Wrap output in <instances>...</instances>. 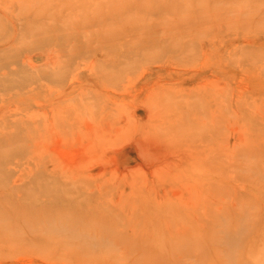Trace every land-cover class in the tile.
I'll return each mask as SVG.
<instances>
[{
	"label": "rangeland",
	"instance_id": "obj_1",
	"mask_svg": "<svg viewBox=\"0 0 264 264\" xmlns=\"http://www.w3.org/2000/svg\"><path fill=\"white\" fill-rule=\"evenodd\" d=\"M0 7V264H264V0Z\"/></svg>",
	"mask_w": 264,
	"mask_h": 264
},
{
	"label": "bare ground",
	"instance_id": "obj_2",
	"mask_svg": "<svg viewBox=\"0 0 264 264\" xmlns=\"http://www.w3.org/2000/svg\"><path fill=\"white\" fill-rule=\"evenodd\" d=\"M8 1H9V0H8ZM35 1H36V0H35ZM11 3H13V2H11ZM96 3H97V2H96ZM7 4H8V3H7ZM32 5H33V4H32ZM35 6H36V5H35ZM1 7H2V6H1ZM1 7H0V8H1ZM24 7H25V6H24ZM3 9H4V8H3ZM23 9H24V8H23ZM28 9H29V8H28ZM37 9H38V8H37ZM81 9H82V8H81ZM81 9H80V10H81ZM106 9H107V8H106ZM78 10H79V9H78ZM30 11H31V10H30ZM36 11H37V10H36ZM54 11H55V10H54ZM31 12H32V11H31ZM45 12H46V11H45ZM45 12H44V13H45ZM77 12H78V11H77ZM27 13H28V12H27ZM32 13H34V12H32ZM32 13H31V15H34V14H32ZM47 14H48V13H47ZM55 14H56V13H55ZM24 15H25V14H24ZM31 15H30V16H31ZM40 15H41V14H40ZM48 15H49V14H48ZM73 15H74V14H73ZM17 16H18V15H17ZM55 16H56V15H55ZM59 16H61V15H59ZM20 17H21V16H20ZM22 17H23V16H22ZM24 17H26V16H24ZM43 17H45V16L43 15ZM43 17H42V18H43ZM17 18H18V17H17ZM31 18H32V17H31ZM59 18H60V17H59ZM64 18H65V17H64ZM28 19H29V17H28ZM36 19H38L37 16H36ZM51 19H52V18H51ZM56 19H57V18H56ZM29 20H30V19H29ZM33 20H34V19H33ZM43 20H44V19H43ZM64 20H65V19H64ZM60 21H61V20H60ZM43 22H44V21H43ZM52 22H53V21H52ZM56 22H57V21H56ZM81 22H82V20H81ZM86 22H87V21H86ZM31 23H32V22H31ZM64 23H65V22H64ZM26 24H28V23H26ZM36 24H38V23H36ZM78 24H79V23H78ZM82 24H83V23H82ZM29 25H30V24H29ZM33 25H34V24H33ZM50 25H51V24H50ZM55 25H56V24H55ZM27 26H28V25H27ZM56 26H57V25H56ZM56 26H55V27H56ZM78 26H79V25H78ZM59 27H61V26H59ZM74 27H75V26H74ZM76 27H77V26H76ZM78 28H79V27H78ZM80 28H81V27H80ZM61 29H62V28H61ZM47 30H48V29H47ZM67 30H68V29H67ZM77 31H78V30H77ZM70 32H71V31H70ZM79 32H80V31H79ZM81 32H82V31H81ZM29 34H30V33H29ZM37 34H38V33H37ZM83 36H84V35H83ZM32 38H33V36H32ZM34 38H35V37H34ZM48 38H49V37H48ZM85 38H86V37H85ZM51 39H52V38H51ZM31 41H32V40H31ZM31 41H30V42H31ZM72 41H73V40H72ZM35 42H37V41H35ZM81 42H82V41H81ZM24 44H25V43H24ZM54 44H55V43H54ZM41 45H42V44H41ZM94 45H95V44H94ZM48 46H49V45H48ZM41 47H42V46H41ZM53 47H54V46H53ZM82 48H83V47H82ZM92 48H93V47H92ZM47 49H48V48H47ZM51 49H52V48H51ZM51 49H49V51H47V52H50ZM56 49H57V48H56ZM72 49H73V48H72ZM84 49H85V48H84ZM80 51H82V50H80ZM42 52H43V51H42ZM68 52H69V51H68ZM82 52H83V51H82ZM99 52H100V51H99ZM53 53L55 54L56 52H54V50H53V51L51 52V55H52ZM77 53H78V52H77ZM54 54H53V55H54ZM84 54H85V53H84ZM90 54H91V53H90ZM93 54L95 55V53H93ZM93 54H92V55H93ZM92 55H91V56H92ZM28 56H29V55H28ZM47 56H48V55H47ZM77 57H78V56H77ZM86 58H87V57H86ZM53 59H54V58H53ZM53 61H54V60H53ZM55 62H56V61H55ZM29 63H30V62H29ZM50 63H51V62H50ZM52 63H53V62H52ZM54 64H55V63H54ZM34 67H35V66H34ZM50 67H51V66H50ZM35 68H36V67H35ZM74 71H75V70H74ZM14 73H15V72H14ZM0 74H1V73H0ZM71 74H72V73H71ZM52 76H53V75H52ZM5 77H6V74H5ZM61 77H62V76H61ZM72 77H73V76H72ZM63 78H64V77H63ZM70 78H71V77H70ZM57 79H58V78H57ZM71 80H72V79H71ZM3 86H4V85H3ZM64 101H65V100H64ZM67 102H68V101H67ZM114 104H115V103H114ZM150 104H151V103H150ZM151 105H152V104H151ZM52 110H53V109H52ZM61 110H62V109H61ZM56 111H57V110H56ZM51 112H52V111H51ZM116 113H117V112H116ZM63 115H64V114H63ZM117 115H118V114H117ZM130 115H131V114H130ZM50 118H51V117H50ZM107 120H108V119H107ZM52 122H53V121H52ZM109 122H110V120H109ZM43 123H44V122H43ZM109 125H110V124H109ZM47 126H49V125H47ZM107 126H108V125H107ZM58 129H59V128H58ZM58 129H57V130H58ZM51 130H52V129H51ZM53 130H54V129H53ZM51 132H52V131H51ZM47 133H48V132H47ZM103 134H104V133H103ZM94 136H95V134H94ZM196 136H197V135H196ZM198 136H199V135H198ZM105 138H106V137H105ZM33 139H34V138H33ZM33 139H32V140H33ZM191 140H192V139H191ZM41 158H42V156H41ZM30 160H32V159H30ZM42 160H43V159H42ZM35 161H36V160H35ZM35 163H36V162H35ZM241 164H242V163H241ZM27 173H28V172H27ZM70 197H71V196H70ZM78 198H80V197H78ZM67 204H68V203H67ZM81 207H82V206H81ZM72 208H73V207H72ZM87 208H88V207H87ZM90 209H91V208H90ZM74 211H75V210H74ZM70 212H71V211H70ZM47 213H48V212H47ZM51 213H52V212H51ZM91 213H92V212H91ZM35 214H36V213H35ZM79 215H80V214H79ZM10 216H11V215H9L8 217H10ZM105 216H106V215H105ZM83 217H84V216H83ZM43 218H44V217H43ZM45 218H46V217H45ZM45 218H44L43 220H45ZM92 218H93V217H92ZM24 219H25V218H24ZM11 220H12V219H11ZM11 220H9V221H11ZM43 220H42V221H43ZM81 220H82V219H81ZM90 220H91V219H90ZM0 221H2V220H0ZM60 221H62V220H60ZM79 221H80V220H79ZM22 222H23V221H22ZM43 222H44V221H43ZM81 222H82V221H81ZM81 222H80V223H81ZM35 223H36V222H35ZM44 223H45V222H44ZM47 223H48V222H47ZM11 224H12V223H11ZM26 224H27V222H26ZM63 224H64V223H63ZM42 225H44V224H42ZM69 225H70V223L68 224V227H69ZM3 226H5V225L3 224ZM28 226H29V225H27V227H28ZM64 226H65V225H64ZM15 227H16V226H15ZM62 227H63V226H62ZM242 227H243V226H242ZM44 228H45V226H44ZM48 228H49V227H48ZM69 228H72V227H69ZM3 229H4V228H3L2 225H1V227H0V239H2V238H1V237L3 236L2 233H4V235L6 234V233L4 232L5 230H3ZM5 229H6V228H5ZM9 229H10V228H9ZM9 229H8V230H9ZM11 229H12V228H11ZM11 229H10V230H11ZM29 229L31 230L32 228L29 227ZM51 229H52V228H51ZM51 229H49V230H51ZM61 229L63 230V228H61ZM16 230H17V229H15V231H14L15 233H16ZM40 230L42 231V228H40ZM45 230H47V229H45ZM52 230H53V229H52ZM62 230H61V232H62ZM65 230H66V229H65ZM65 230H63V231H65ZM67 230H68V229H67ZM91 230H92V229H91ZM19 231H20V230H19ZM38 231H39V230H38ZM94 231H95V230H94ZM96 231H98V230H96ZM8 232L10 233V231H8ZM30 232H32V231H30ZM30 232H29V233H30ZM33 232H34V231H33ZM65 232H66V231H65ZM73 232L75 233V232H77V231H73ZM89 232H90V231H89ZM11 233H12V232H11ZM15 233H12L13 236H14ZM25 233H26V232H25ZM39 233H41V232H38V235H40ZM42 233H43V232H42ZM48 233H49V231H48ZM50 233H51V232H50ZM78 233H79V232H78ZM95 233H96V232H95ZM95 233H94V234H95ZM12 234H11V235H12ZM17 234H18V233H16L15 235L17 236ZM20 234H21V233H20ZM23 234H24V233H23ZM31 234H32V233H30V235H31ZM46 234H47V233H46ZM51 234H52V233H51ZM64 234H65V233H64ZM66 234H67V233H66ZM83 234H84V233H83ZM116 234H117V233H116ZM238 234H239V233H238ZM11 235L9 234V238L7 237V238H8L7 240H11V239H10L11 237L15 239V237H13V236H11ZM41 235H43V234H41ZM75 235H76V234H75ZM85 235H86V234H85ZM95 235H96V234H95ZM6 236H7V235H6ZM67 236H68V235H67ZM78 236H80V235H78ZM78 236H77V237H78ZM116 236H117V235H116ZM235 236H236V235H235ZM3 237H4V236H3ZM18 237H19V236H18ZM23 237H24V235H23ZM47 237H48V236H46V238H47ZM83 237H84V236H83ZM83 237H82V238H83ZM89 237H90V236H89ZM117 237H118V236H117ZM26 238H27V237H26ZM30 238H31V237H30ZM48 238H49V237H48ZM50 238H51V237H50ZM64 238H65V237H64ZM64 238H63V239H64ZM66 238H68V237H66ZM80 238H81V236H80ZM80 238H79L78 240H80ZM118 238H119V237H118ZM17 239H18V238H16V240H17ZM55 239H56V238H55ZM55 239H54V241L57 240V239H56V240H55ZM73 239H74V238H73ZM84 239H86V238H84ZM88 239H89V238H88ZM106 239H108V238H106ZM21 240H22V239H21ZM23 240H24V239H23ZM23 240H22V241H23ZM86 240H87V239H86ZM102 240H104V239H102ZM102 240H101V241H102ZM231 240H232V239H231ZM11 241H12V240H11ZM19 241H20V240H19ZM33 241H34V240H33ZM43 241L45 242V239H44ZM52 241H53L52 239H47V241H46L45 243L42 242L41 245L43 246V244H44V247H50V246H53V244H54V247H53V249H54L55 246H56L58 243H55V242H52ZM67 241H68V240H67ZM67 241H66V242H67ZM152 241H154V240H152ZM216 241H217V240H216ZM7 242H8V241H7ZM20 242H21V241H20ZM38 242H39V241H38ZM56 242H57V241H56ZM85 242H86L85 240H84L83 242L80 240V241L77 242L76 245H77V247H78V246H81V249H82V247H84V249H86V251H87V250H89V246H88ZM99 242H100V241H99ZM155 242H156V241H155ZM71 243H72V242H71ZM71 243H70V244H71ZM75 243H76V242H75ZM30 244H31V243H30ZM72 244H74V243H72ZM72 244H71V245H72ZM10 245H11V244H10ZM12 245H13V244H12ZM15 245H16V244H15ZM59 245H60V244H58L57 246L59 247ZM61 245H62V244H61ZM67 245L69 246L68 243H67ZM74 245H75V244H74ZM76 245H75V246H76ZM4 246H5V245H4ZM62 246L65 247L66 244H65V245H62ZM62 246H61V248H62ZM114 246H116V245H114ZM219 246H220V245H219ZM24 247H25V246H24ZM69 247H70V246H69ZM111 247H113V246H111ZM126 247H127V246H126ZM155 247H156V246H155ZM51 248H52V247H51ZM91 248H92V247H91ZM114 248H116V249H115V251H116V250H117V247H113V249H114ZM20 249H21V248H20ZM22 249H23V248H22ZM24 249H25V248H24ZM59 249H60V248H59ZM68 249H69V248H68ZM70 249H71V248H70ZM70 249H69V250H70ZM77 249H78V248H77ZM106 249H107V248H106ZM109 249H110V248H109ZM231 249H232V248H231ZM233 249H234V248H233ZM42 250H43V249H42ZM48 250H49V249H48ZM78 250H80V249H78ZM22 251H23V250H22ZM32 251H33V249H32ZM50 251H51V250H50ZM70 251H71V250H70ZM74 251H75V250H74ZM74 251H72V252L74 253ZM91 251H93V250H91ZM113 251H114V250H113ZM217 251H218V250H217ZM25 252H26V251H25ZM25 252H23V253H25ZM28 252H29V251H28ZM75 252H76V251H75ZM106 252H107V251H106ZM38 253H39V252H38ZM44 253H46V252H44ZM62 253H63V252H62ZM145 253H146V252H145ZM32 254H33V253H32ZM34 254H35V253H34ZM66 254H67V253H66ZM69 254H70V252H69ZM116 254H117V252H116ZM26 255H28V254H26ZM64 255H65V254H64ZM70 255H71V254H70ZM74 255H75V254H74ZM126 255H127V254H126ZM117 256H118V255H117ZM124 256H125V255H124ZM227 256H228V255H227ZM49 257H50V256H49ZM51 257H52V256H51ZM66 257H67V256H66ZM78 257H79V256H78ZM80 257H81V256H80ZM85 257H86V256H85ZM102 257H103V256H102ZM87 258H88V257H87ZM80 259H83V258H80ZM89 259H90V258H89ZM97 259H98V258H97ZM112 259H113V258H112ZM114 260H115V259H114ZM90 261H91V260H90ZM106 261H107V260H106ZM108 262H110V261L108 260ZM118 262H119V261H118ZM114 263H115V262H114Z\"/></svg>",
	"mask_w": 264,
	"mask_h": 264
}]
</instances>
